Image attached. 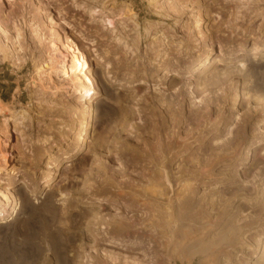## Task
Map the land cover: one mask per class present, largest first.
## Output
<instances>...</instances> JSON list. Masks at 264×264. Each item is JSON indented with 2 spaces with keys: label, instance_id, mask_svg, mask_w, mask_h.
I'll return each mask as SVG.
<instances>
[{
  "label": "rangeland",
  "instance_id": "rangeland-1",
  "mask_svg": "<svg viewBox=\"0 0 264 264\" xmlns=\"http://www.w3.org/2000/svg\"><path fill=\"white\" fill-rule=\"evenodd\" d=\"M0 112V264H264V0H0Z\"/></svg>",
  "mask_w": 264,
  "mask_h": 264
},
{
  "label": "bare ground",
  "instance_id": "bare-ground-1",
  "mask_svg": "<svg viewBox=\"0 0 264 264\" xmlns=\"http://www.w3.org/2000/svg\"><path fill=\"white\" fill-rule=\"evenodd\" d=\"M58 51V48L54 46L53 48V52L54 54ZM54 56V55H53ZM56 56V55H55ZM58 56V55H57ZM53 58V61L55 60V65H57L58 67H63L64 66V60L63 58H58V57ZM52 64V63H51ZM54 64V62H53ZM1 113V112H0ZM91 119V118H90ZM9 125H10V119L5 118L4 119V125L3 127L0 129V137L1 135H8L9 134ZM83 134V133H82ZM5 152L3 150L0 151V168L5 167L6 163H5Z\"/></svg>",
  "mask_w": 264,
  "mask_h": 264
},
{
  "label": "clouds",
  "instance_id": "clouds-1",
  "mask_svg": "<svg viewBox=\"0 0 264 264\" xmlns=\"http://www.w3.org/2000/svg\"><path fill=\"white\" fill-rule=\"evenodd\" d=\"M218 62L221 64L225 63V61L223 59L219 60ZM237 63H238L239 68H243L245 66L242 61H238Z\"/></svg>",
  "mask_w": 264,
  "mask_h": 264
}]
</instances>
